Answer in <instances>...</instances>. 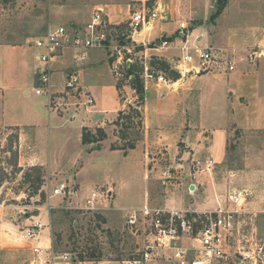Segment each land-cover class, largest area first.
<instances>
[{
    "label": "rangeland",
    "instance_id": "1",
    "mask_svg": "<svg viewBox=\"0 0 264 264\" xmlns=\"http://www.w3.org/2000/svg\"><path fill=\"white\" fill-rule=\"evenodd\" d=\"M87 1L0 0V44L18 46L0 47V264H30L31 245L20 240L19 235L34 220L46 225L41 238L50 237L55 252L71 254L76 264H127V260L117 261L114 246L126 247L127 254L133 251L137 254V240L127 225L130 210L144 207L200 210L205 204H212L210 188L212 199L220 198L225 204V197L237 185L252 192L255 189L256 196L250 201L254 202L250 213L241 216L229 240L228 259L222 264H264V111L260 109L264 102L259 99L264 95L258 92L264 94V0H222L220 7L219 0H149L148 9L166 19L160 18L155 23L146 46H132L127 39L131 35L129 25L118 28L106 25L107 40L97 51L103 52L105 63L117 62L116 45L132 46L136 51L119 66L124 75L120 79L116 78L112 65L113 79L107 65L91 69L87 82L94 86L99 109L105 111L108 120L89 128L98 135L99 143L83 145L79 136L82 128L78 130L81 123H77L80 120L72 118V112L79 114L81 109L67 102L54 108L63 118L58 125L65 123L61 128L49 121L48 108L42 104L47 96L36 95L39 50L34 42L57 27L85 34L82 25L65 22L62 16L77 13L90 18ZM182 23L193 33L192 40L205 33L210 45L235 52L237 70L227 75L182 76L177 82L170 80L169 73L162 72L171 84L160 86V99L165 97L166 107L171 101L167 92L173 91L175 113L163 118L162 131L167 137L162 143L153 144L150 132L146 142L144 110L131 86L125 62L132 59L131 64L140 70L145 58L160 54L171 68H176L173 60L179 59V50L155 51V48L159 47L161 27L173 28V33L165 32V36L176 40ZM146 49H150L148 57ZM142 81L146 90L147 82L143 78ZM114 83L121 86L118 92L124 106L122 111L132 113L134 108L141 113V129L127 131L115 125L119 113L115 116L118 103ZM25 90L30 92L29 96L24 95ZM148 90L146 97L151 98L154 90L150 87ZM10 115H19L27 121L35 119L38 127H6L1 120ZM134 121L137 124L139 119L135 117ZM225 131L228 135L224 162H215L211 172L194 177L195 161L211 160L210 140L215 132L224 135ZM132 141L136 148L125 153L123 148ZM232 171L238 174L233 180ZM236 180L238 184L230 185ZM61 183L76 187L78 195L71 203L50 199L51 190ZM191 185H198L200 191H190ZM92 191L109 195L104 204L106 210L65 208L81 206ZM49 204L55 210H47ZM65 213H70L69 218L66 219ZM197 220L196 233L201 227V219ZM118 235L124 241L113 245L112 240ZM97 249L106 255L104 261H80V256ZM136 254L135 260L140 259Z\"/></svg>",
    "mask_w": 264,
    "mask_h": 264
},
{
    "label": "built area",
    "instance_id": "2",
    "mask_svg": "<svg viewBox=\"0 0 264 264\" xmlns=\"http://www.w3.org/2000/svg\"><path fill=\"white\" fill-rule=\"evenodd\" d=\"M104 15L103 9L96 10L91 22L87 25L85 34L76 30L70 31L65 27H57L46 36L35 40L34 46L39 50L36 57L39 63L36 94L48 97L49 109L61 106L54 97L52 63L61 52L71 50L73 51L74 64L83 65L87 62L92 50L103 48L102 44L107 40L105 34L107 23L104 20ZM160 18L166 19L159 16L157 11L148 8L133 14L129 22L131 35L127 38L132 41V46L136 44L146 46L147 40L138 41L135 36H141L145 32L147 36L151 37L155 23ZM180 25L181 30L178 29L180 34L176 40L170 37L166 38L165 32H161L159 47H157L160 50H179L181 52L179 59L175 62L176 68H172L173 70L178 71L183 77L188 75H227L237 70L238 62L234 56L235 52L231 53L227 49L210 45L207 43L205 33H201L192 40L193 33L188 31L186 23ZM177 40H179L178 44ZM150 41L151 38H148V43ZM204 41L205 44H203ZM132 46H115L118 60L114 70L117 79L124 77L119 71V66L123 65L125 57L134 54L135 47ZM138 48L136 47V49ZM126 60L125 64L128 70L127 63L131 64L132 59L127 58ZM151 61L152 58H145L142 62L141 78L158 86L171 84L162 71L151 65ZM240 61L245 60L241 59ZM64 91L68 95L72 94L75 100H78L72 104L76 109L88 110L96 105L92 94L82 87L77 71L72 70L67 74ZM72 118H76V115H73ZM214 165L215 162L212 159L205 162L195 161V173L211 172ZM77 195L78 192L74 185L61 183L51 190L50 199L60 198L64 202L71 203ZM248 196L246 190L232 189L225 197V204L219 201L215 209L205 211L159 207L130 210L127 225L131 235L137 240V254L140 259L128 261L127 264H157L160 261L168 264H222L228 259L229 240L238 227L239 218L250 213L246 207ZM108 198V194L92 191L81 206L67 205L65 208L67 210L101 212L107 209L104 204ZM47 210L51 212L55 210V206L49 204ZM197 219H201L199 222L201 227L196 233L194 221L197 222ZM45 227L46 225L41 221L34 220L31 226L20 232L19 239L31 245L30 264H76L71 254H58L53 246H44L38 243L41 230Z\"/></svg>",
    "mask_w": 264,
    "mask_h": 264
},
{
    "label": "crops",
    "instance_id": "3",
    "mask_svg": "<svg viewBox=\"0 0 264 264\" xmlns=\"http://www.w3.org/2000/svg\"><path fill=\"white\" fill-rule=\"evenodd\" d=\"M149 0H89L87 1L88 4V8L87 9H91V13L92 15L90 16V18H84L83 16H80V14L77 13H71L70 15H67V17L62 16V19L65 22H71L72 24H77V25H82L81 29H87V25L91 22L94 13L96 12V10L98 9H103L105 12L104 15V20L107 23L108 26L110 27H121L122 25H129L131 16L139 11H141L144 8H148L146 5V3ZM170 23H167V25H169ZM84 26V27H83ZM161 32H169V33H173L171 32V30H173V28L170 27H161L160 28ZM166 30V31H165ZM135 39H137L138 41H143V40H147V33L143 32L141 34V36L136 35ZM155 39V38H154ZM148 41V40H147ZM0 47L5 48V47H18L16 45H4V44H0ZM146 55L148 56V52L150 49H146ZM97 51H101L100 49H94L90 52V56L87 60V62L83 65H77L74 64L73 62V51L71 50H66L64 52H61L59 57L57 59L54 60V62L52 63V72H53V82H54V89L55 91L57 90V92H55V101L58 104H62L64 102L69 103L71 106L74 103L75 98L72 95H68L66 94V92L64 91V85H65V81H66V76L67 74L74 70L77 71V73L79 74L80 78H81V85L84 88V90H86L87 92H89L90 94H92V96L94 97V99L96 100L95 96H94V86L90 85L87 82V78H90L89 74L91 73V69L96 68L97 66L100 65H107V67L110 70L112 79H113V74L111 71V65L114 67L116 62H111V64H109V62L105 61V56L102 53H98ZM155 51H162L159 48H155ZM157 57L160 58V54H155ZM167 61V60H166ZM174 63L176 62L175 60H173ZM264 63V60H262ZM130 63H127V67H130ZM114 82V81H113ZM148 83V82H147ZM146 85V94H145V98L142 104V108L144 110L143 112V116H144V126L146 127V142L147 140L149 141V132L150 134V139L151 141L153 140V144H157L158 142H163V138H166L167 136L165 135L164 131H162L164 129L163 127V123L164 121V116H168V113H172L174 114V100L176 98V94L171 91V92H167L169 93L168 95H170L169 99L171 100L170 102H168V105L165 107L164 105V99H160V92L161 90L159 89L160 86L152 83V86ZM114 87L116 89V93H117V103H118V109L115 113V116L117 113H119L120 111H122L124 108V106L122 105V102L119 99V92L117 90V85L114 83ZM151 88L152 90H154V95L150 98H147L146 95L148 94V88ZM153 87V88H152ZM124 89L127 90V87L124 86ZM259 94L264 95L261 90L259 91ZM24 95L25 96H29L30 92L28 90L24 91ZM37 95V94H36ZM65 95V97H64ZM41 96V95H38ZM67 97V98H66ZM260 102L263 103L264 102V97H260ZM129 102V104L132 103V101L130 99L127 100ZM62 102V103H61ZM4 104V112H5V101H3ZM42 104L44 105V107L46 106V108H48V117H49V121L51 122H55V124L58 127H64L65 123L63 126H59L58 124H61V117L55 112L57 109H49L48 104H49V100L47 97L46 102H42ZM67 104V105H69ZM99 104H97V100H96V105L95 107L92 108H88V110H84L82 108H80V113H76V112H72L74 115H76V118H78L80 121L77 123H81V125H79V129H83L84 127L86 128H94L96 127V125H100L102 123H106V121L108 120L107 118L105 119L106 113L103 110L99 109ZM73 107V106H72ZM260 109L262 111H264V106H260ZM259 109V110H260ZM264 113V112H263ZM5 114H7L5 112ZM114 116V118H115ZM111 120V119H109ZM71 121V119H70ZM1 122L3 123L4 126L6 127H21V128H34L36 129V127H38V125L35 123V119L29 120L27 121V119H25L24 117H19V115H14L13 117H11V115L7 118V119H2ZM76 123V121L74 122ZM150 130V131H149ZM80 132V131H79ZM228 131H225L224 135H220V132H215L213 135V138L210 140V144H209V151L212 153V159L214 160V162L217 163H223L226 157V153H227V146H226V140H227V134ZM79 134V133H78ZM80 139H81V143H82V134H79ZM83 144V143H82ZM145 144V141L143 142V146ZM158 146V145H157ZM27 161V159H26ZM28 161H31L30 159ZM205 162V161H202ZM43 165H47L48 168H50V166L47 163H43ZM194 172H195V164H194ZM233 173V171H232ZM244 174H249L247 171H243ZM199 173H195L194 177H198ZM234 175H232L230 178H232V180L238 175L236 172L233 173ZM241 174V173H239ZM236 185L238 184L237 180L236 183L235 182H231L230 185ZM196 186V190L195 191H200L198 185ZM232 189H237V190H245L246 188L242 189L240 188V186H234V188ZM203 190V188H202ZM253 190V189H252ZM191 191V190H190ZM249 194L248 196V201L246 204V207L248 208L247 210L250 211V208H252L250 205L251 202L250 201L253 199L254 200V195L256 196V190L254 189L252 192L250 189L246 190ZM213 190H211V188L208 190V193L211 194L210 196V200L212 201V204H205L204 208H201L200 210L205 211V210H209V209H215L217 206L216 203H218L219 201H221V199H212V195H213ZM250 192V193H249ZM257 198V197H256ZM217 200V201H216ZM256 201V200H255ZM169 208V207H167ZM170 209H186V208H178V207H173ZM242 218V217H240ZM239 218V223H240V219ZM39 242L41 245L44 246H52V242H51V238L50 237H45L44 239L41 238V235L38 238ZM30 249V248H29Z\"/></svg>",
    "mask_w": 264,
    "mask_h": 264
},
{
    "label": "trees",
    "instance_id": "4",
    "mask_svg": "<svg viewBox=\"0 0 264 264\" xmlns=\"http://www.w3.org/2000/svg\"><path fill=\"white\" fill-rule=\"evenodd\" d=\"M149 1L147 3V7L149 8V5H151ZM118 28V27H117ZM151 65L155 67L157 70L162 71V72H167L169 73L170 80L172 82H177L178 80L181 79V74L178 71H175L171 68L170 64L166 60L159 59L157 57H153L151 61ZM128 78L131 79V86L132 88L136 91L138 98H139V104H143V100L145 98V86L141 78L142 74V69L138 70L135 64H131L130 67L128 68ZM121 89L120 84L117 85V90L119 91ZM134 108H131L132 113L121 111L118 114V118L116 119L115 125L121 127L122 129H127V131H130L131 129L135 128H142L143 126V117L140 112L137 110H133ZM138 118L139 122L135 124L134 119ZM101 133V132H100ZM100 137H103L100 135ZM100 141L98 135H96L93 131H91L89 128L84 127L82 129V143L83 145H96ZM136 148V143L134 141L130 142L127 147H124L123 150L125 153L127 150H133ZM112 150H116V147H113ZM70 213H65L66 219L69 218ZM73 221V220H72ZM71 221V222H72ZM73 223V222H72ZM122 241L121 236L118 235L117 239L112 240V243L118 242L120 244ZM125 248H119V246H114V249H116L115 255H117V261H133L135 260V255L136 252H131L130 254H127L125 252ZM133 254V255H132ZM137 255V254H136ZM105 254L102 252L101 249L97 250H91V252L87 253L86 256H80V261H86L88 259L89 261H97V262H102L105 260ZM129 257V258H125ZM75 263L77 260L73 258Z\"/></svg>",
    "mask_w": 264,
    "mask_h": 264
},
{
    "label": "water",
    "instance_id": "5",
    "mask_svg": "<svg viewBox=\"0 0 264 264\" xmlns=\"http://www.w3.org/2000/svg\"><path fill=\"white\" fill-rule=\"evenodd\" d=\"M221 5H222V0H219L218 6L220 7ZM190 190L191 191H195L196 190V186L195 185H191L190 186ZM34 215L37 216L38 215V212H35Z\"/></svg>",
    "mask_w": 264,
    "mask_h": 264
}]
</instances>
